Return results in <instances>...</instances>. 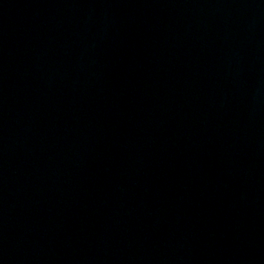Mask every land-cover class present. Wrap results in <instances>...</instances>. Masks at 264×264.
Returning <instances> with one entry per match:
<instances>
[{
	"label": "water",
	"instance_id": "water-1",
	"mask_svg": "<svg viewBox=\"0 0 264 264\" xmlns=\"http://www.w3.org/2000/svg\"><path fill=\"white\" fill-rule=\"evenodd\" d=\"M0 264H264V0H0Z\"/></svg>",
	"mask_w": 264,
	"mask_h": 264
}]
</instances>
